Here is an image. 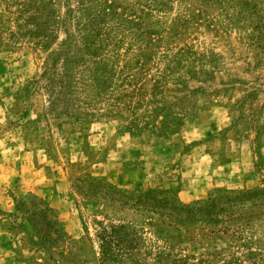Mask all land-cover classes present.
Listing matches in <instances>:
<instances>
[{
    "label": "rangeland",
    "instance_id": "rangeland-1",
    "mask_svg": "<svg viewBox=\"0 0 264 264\" xmlns=\"http://www.w3.org/2000/svg\"><path fill=\"white\" fill-rule=\"evenodd\" d=\"M0 264H264V0H0Z\"/></svg>",
    "mask_w": 264,
    "mask_h": 264
}]
</instances>
